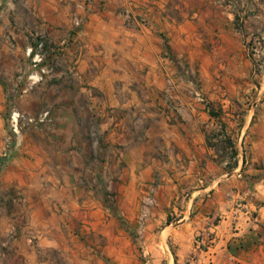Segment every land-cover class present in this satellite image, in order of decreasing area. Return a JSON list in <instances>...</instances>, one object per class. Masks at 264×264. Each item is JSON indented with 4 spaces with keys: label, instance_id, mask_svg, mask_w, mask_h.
Wrapping results in <instances>:
<instances>
[{
    "label": "crops",
    "instance_id": "obj_1",
    "mask_svg": "<svg viewBox=\"0 0 264 264\" xmlns=\"http://www.w3.org/2000/svg\"><path fill=\"white\" fill-rule=\"evenodd\" d=\"M60 1L84 19L69 35L79 58H92L90 47L118 83L105 91L123 114L108 140L125 162L124 204L140 206L137 190L154 193L140 236L72 187L3 212L0 264H264V0H242L241 31L232 5L217 0H95L87 9L86 0ZM218 8L227 16H204ZM240 32L258 41L261 70ZM201 60L215 64L207 70ZM79 221L82 241L83 232L67 229ZM208 233L215 239L206 251Z\"/></svg>",
    "mask_w": 264,
    "mask_h": 264
},
{
    "label": "rangeland",
    "instance_id": "obj_2",
    "mask_svg": "<svg viewBox=\"0 0 264 264\" xmlns=\"http://www.w3.org/2000/svg\"><path fill=\"white\" fill-rule=\"evenodd\" d=\"M43 1L41 5L38 0H0V216L11 209L24 210L50 193V198L59 197L57 191L72 187L79 201H99L123 230L140 236L144 208L154 189L148 193L137 190L140 206L124 204L125 162L118 143L108 140L113 117L123 114L114 110V94L105 91L106 85L118 83L106 76L102 55L92 53L90 47L83 50L88 49L92 58H79L81 44L69 35L81 29L84 19L65 1L60 5L58 0ZM94 1L86 0L84 7ZM217 1L232 5L233 21L241 31L242 0ZM222 11L218 8L204 16L218 20L226 15ZM201 33L209 38L211 30L202 29ZM239 35L242 48L246 47L254 61L253 70H261L258 41L245 40L243 32ZM212 43L207 41V47ZM200 63L207 70L215 64L211 60ZM224 63L217 62L221 70ZM183 66L187 69L190 64L184 62ZM199 67L197 64L195 70ZM83 225L79 221L67 229L83 232L85 235L79 237L82 241L87 234ZM28 238L32 244L36 240L32 235Z\"/></svg>",
    "mask_w": 264,
    "mask_h": 264
},
{
    "label": "built area",
    "instance_id": "obj_3",
    "mask_svg": "<svg viewBox=\"0 0 264 264\" xmlns=\"http://www.w3.org/2000/svg\"><path fill=\"white\" fill-rule=\"evenodd\" d=\"M127 13L129 14V12L127 11ZM43 44L40 43L39 46L41 47ZM254 55H256V53H254ZM259 55V54H258ZM149 201H151V197H148L147 198ZM240 203V207H243L244 208V212L246 214H250V211L249 209L246 207V203L245 202H239ZM145 216V214L143 215ZM143 216H142V220H143ZM214 239H215V236H214V233H208L205 237H202L200 239V243H201V246L204 247V249L206 251H209L210 248L212 247V243L214 242Z\"/></svg>",
    "mask_w": 264,
    "mask_h": 264
}]
</instances>
